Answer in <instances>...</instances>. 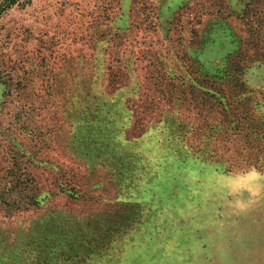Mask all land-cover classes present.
<instances>
[{
    "label": "rangeland",
    "instance_id": "obj_1",
    "mask_svg": "<svg viewBox=\"0 0 264 264\" xmlns=\"http://www.w3.org/2000/svg\"><path fill=\"white\" fill-rule=\"evenodd\" d=\"M8 1L7 264H264V170H235L264 159V0ZM202 78L223 107L199 105Z\"/></svg>",
    "mask_w": 264,
    "mask_h": 264
},
{
    "label": "trees",
    "instance_id": "obj_2",
    "mask_svg": "<svg viewBox=\"0 0 264 264\" xmlns=\"http://www.w3.org/2000/svg\"><path fill=\"white\" fill-rule=\"evenodd\" d=\"M8 2H9L8 6L11 4H14V1H12V0H9ZM196 84L198 86V90L200 91L199 92L200 93L199 105H201L203 107L208 106V105H210L211 107L212 106H214V107H221L222 106L223 107L224 104L222 103V100L224 99V97L219 96V92L214 90L212 85L208 84V81L205 78L199 79V81H197ZM240 86H243V84H241ZM240 114L241 115H239V114L233 115V119L229 121V125H231V130L237 131L238 133L245 132V130H246V131L250 132V135H252L254 133V128H257V126H259V122L261 124V119L259 120V119L254 118L253 115L248 113V111H245V112L243 111V113H240ZM263 125H264V123H263ZM215 162L222 163L220 161H215ZM234 168H235L234 166H229L226 169V171L228 173L229 172L231 173L234 170ZM237 169H238V171H243V172H247L250 169H254L256 171L262 172L264 170V159L261 158V159L255 160L252 164L248 163V164H246L245 167L243 166L242 168L236 167L235 170H237ZM9 202L12 204L13 207H18L15 200H11ZM106 231H107V229H106ZM109 231L115 232L116 229L114 227V228L109 229ZM76 232H77V234H76L77 237L78 236H80V237L88 236L90 233V231L88 229H84V228L77 230ZM101 234H104L101 232V228L96 226V228L93 229V232H92V236H91V238L93 239L92 241L94 243H96L97 239H99L101 237ZM58 235L61 236V231L59 229H58ZM51 243H53V242H51ZM80 247H82V246H80ZM70 255H71L72 260L79 258L77 251H75V253L71 252ZM0 259H1L0 263H2V264H7L8 260H10L8 258H4L1 254H0ZM3 259H6V262H3Z\"/></svg>",
    "mask_w": 264,
    "mask_h": 264
}]
</instances>
